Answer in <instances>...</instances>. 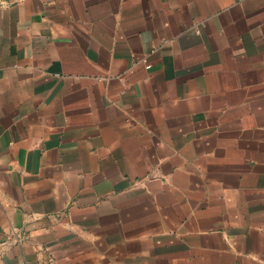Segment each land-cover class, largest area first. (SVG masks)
<instances>
[{"label":"crops","instance_id":"crops-1","mask_svg":"<svg viewBox=\"0 0 264 264\" xmlns=\"http://www.w3.org/2000/svg\"><path fill=\"white\" fill-rule=\"evenodd\" d=\"M0 264H264V0H0Z\"/></svg>","mask_w":264,"mask_h":264},{"label":"built area","instance_id":"built-area-1","mask_svg":"<svg viewBox=\"0 0 264 264\" xmlns=\"http://www.w3.org/2000/svg\"><path fill=\"white\" fill-rule=\"evenodd\" d=\"M17 239H18L19 243H22V241L24 239V235H18Z\"/></svg>","mask_w":264,"mask_h":264}]
</instances>
